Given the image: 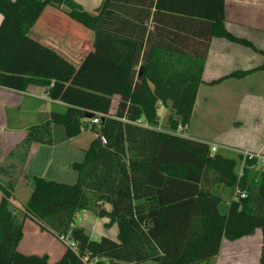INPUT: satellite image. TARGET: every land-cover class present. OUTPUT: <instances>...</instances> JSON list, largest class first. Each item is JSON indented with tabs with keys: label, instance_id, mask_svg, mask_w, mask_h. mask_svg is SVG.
I'll return each instance as SVG.
<instances>
[{
	"label": "trees",
	"instance_id": "1",
	"mask_svg": "<svg viewBox=\"0 0 264 264\" xmlns=\"http://www.w3.org/2000/svg\"><path fill=\"white\" fill-rule=\"evenodd\" d=\"M225 16V0H102L93 13L74 0H0V87L25 92L36 84L66 104H53L48 121L30 126L22 144L52 145L54 126L63 127L66 140L87 124L95 134L83 160L69 167L77 175L72 185L34 177L18 209L13 175L0 181V264H48L46 256L17 250L28 219L75 247L63 244L55 264H210L224 240L237 242L256 231L264 264V163L241 153H212L207 143L158 129L159 106L169 111L170 132L190 123L213 38L258 52L226 30ZM46 30L52 32L38 42ZM112 41L119 59L117 52L106 55ZM124 46L130 57L122 68ZM258 71L264 64L212 84ZM60 83L73 99L59 97ZM108 88L119 94L112 113L98 104L103 97L92 95ZM92 97L96 104L84 101ZM101 117L102 125L92 123ZM8 171L0 168V175ZM85 211L116 225V239L92 240L75 226Z\"/></svg>",
	"mask_w": 264,
	"mask_h": 264
},
{
	"label": "crops",
	"instance_id": "2",
	"mask_svg": "<svg viewBox=\"0 0 264 264\" xmlns=\"http://www.w3.org/2000/svg\"><path fill=\"white\" fill-rule=\"evenodd\" d=\"M74 1L90 13H93L102 2V0ZM225 11L226 30L234 37L250 42L258 52L223 38H213L191 119H194L195 115L200 116L206 113L216 115L219 110L228 113L226 117L230 119L229 125H233L228 131L232 132L233 136L229 139L221 133L214 137L210 146H215L217 150L225 151L224 153L228 152L229 155L249 152V154L259 155L260 159L264 161V142L258 140L260 137L264 139V78L248 79L259 76L258 74L264 73V71L255 72L242 79H223L219 83L212 84L234 72L253 70L264 64V56L259 54V52H264V0H225ZM1 22L2 18L0 17V25ZM51 32V30L41 31V36L37 41L43 43L45 39L42 36L49 35ZM44 102H50V109L53 104L66 106L62 102L50 99L46 89L36 84L29 85L25 92L0 87V168L9 169L8 174L0 175V181L3 184L8 182L7 176L13 175L17 184L15 187L22 184L28 186L29 178L31 181L34 177L43 178L52 169L53 164V172L56 175H61L73 172L69 168L70 165L83 160L85 150L74 144L71 147H61L60 149H57L54 144L50 146L35 144L25 146L22 144L26 130L39 123L37 118L29 119L24 123L25 119L21 113H33L36 104L41 105ZM112 112L113 110L110 111V113ZM157 113L160 116V114H169V111L159 106ZM204 116L206 120L207 115H201L200 118ZM190 128L191 121L184 137L205 143L197 138V135L188 136L187 132ZM76 138L68 141L73 142ZM81 152L83 157L80 155ZM74 174L77 179L76 173ZM69 179L76 182L73 177L72 180L71 177ZM105 209L109 210V207L105 206ZM86 224L91 229L88 230ZM108 224L107 218H98L91 211L78 214L75 222V226L83 228L91 239L96 241L102 237L116 239V225L108 226ZM256 232L259 235L257 240L261 249V233ZM17 250L25 256H46L48 264H55L63 256L65 246L48 233L41 231L36 223L28 219L24 221L23 236Z\"/></svg>",
	"mask_w": 264,
	"mask_h": 264
},
{
	"label": "rangeland",
	"instance_id": "3",
	"mask_svg": "<svg viewBox=\"0 0 264 264\" xmlns=\"http://www.w3.org/2000/svg\"><path fill=\"white\" fill-rule=\"evenodd\" d=\"M73 26L70 27H74V29H78L79 31H84V33H88V35H91L93 37L97 36L96 34L92 33V32H88L86 30H83V28L77 24H72ZM90 36V37H91ZM90 39L91 41V45L94 47L95 43H97V41L95 40V38ZM125 45H128V43L124 42ZM107 47V51H106V55L109 57L108 54L110 53H114L117 52L118 53V59H119V50L116 46V43L112 41V43L107 42L106 43ZM96 49V48H95ZM94 49V50H95ZM54 52H59L58 49L56 47H54ZM105 55V54H104ZM130 57V53L129 50L127 49V46H124L122 54H121V63H119V61H117V63H119V65L122 68H125L127 66V61L129 60ZM89 58H85L84 60H82L81 64H83L84 62L89 61ZM103 60L104 57H102ZM109 60V59H106ZM80 69L82 70V67H80ZM78 70V69H76ZM120 73H123V71L121 69H119ZM259 76H254V77H250L248 78L250 79H255L257 80V77L259 78H264V73H259ZM83 79H87L85 76ZM64 86V89H63ZM118 86V84H117ZM116 86V87H117ZM68 87L67 84H63L60 83L59 85V89L57 91V94L59 95V97L64 98V100L67 99H73V97L71 96V94H69V92H66V88ZM256 87V86H255ZM73 89H77L75 87H73ZM42 92V89H41ZM90 94V93H88ZM92 95L96 98L102 99L101 97H103L102 100H99V105L101 107L107 108L110 113L111 110H114L115 106L118 103L119 100V94H114L111 91L109 92V88H108V93L104 94L103 96L101 95H97V94H93ZM76 99H78L76 97ZM93 97L90 99H83L85 102H88L89 105L91 104H96L97 102L95 100H92ZM60 102V101H59ZM35 108V106H34ZM49 110H50V102H44L41 105L36 104V108L34 110L33 113H29V112H22L21 115L24 117L25 120H23V122L25 123L26 121H28L29 119H33V118H37V122L39 124L45 123L48 121V117H49ZM33 111V110H32ZM226 112L219 110L217 112V114H213L210 115L209 113L206 114H201V115H207V119L205 120V116L200 118V116L195 115L194 119H191V128L190 130L187 132L188 136H194L197 135V138L205 141V143H207L209 146L210 144L213 143L214 137L218 136L219 134H225L224 137L226 138H231L232 132H229L228 130L231 129L233 125H229V117H226ZM168 113H166L165 115H161L160 114V127H158L159 130L163 131V132H168L170 133V130L168 128H166V121L168 118ZM194 117V116H193ZM210 119V120H209ZM227 132H224V131ZM53 144L55 147H57V149H60L61 147L63 148H68L73 146V144L76 147H79L83 150H87L89 148V145L92 141V139L95 137V134L91 131V124H87L83 129L82 132L80 134V136H78L76 138L75 141H68L65 138V131L63 129L62 126H54L53 127ZM260 142H264V139H262L261 137L258 139ZM211 147V146H210ZM217 149V147H216ZM218 151H222V150H218ZM82 153V152H81ZM81 157H83V153L81 154ZM249 153V152H248ZM229 154V153H228ZM232 154V153H231ZM243 154V153H241ZM224 155H226V153H224ZM54 165V164H53ZM53 165H52V169L46 173V175H44L43 178H45L46 180H51V181H56L59 183H63V184H74L75 181L72 180L75 178L76 180V176L73 172H67V173H62L61 175H56L53 171ZM259 170L264 171V164H261L259 166ZM28 174V173H27ZM71 180L70 181V178ZM14 180L15 185L16 184V180ZM27 185L22 184L18 187H15L14 189V199H15V203H13V205L16 208H21L26 201L28 200L32 190H33V184L31 181V178H29L27 180ZM220 212H224L225 211V205L222 204L220 205ZM76 222V221H75ZM88 230L91 229V227H89L88 224H86ZM94 229V227H93ZM258 232H255L252 236L243 238L237 242H223L222 247H221V251H220V255L218 257V259H214L210 264H259L258 262V258H259V241L257 240L258 237ZM146 264H155L153 262L150 263H146Z\"/></svg>",
	"mask_w": 264,
	"mask_h": 264
},
{
	"label": "built area",
	"instance_id": "4",
	"mask_svg": "<svg viewBox=\"0 0 264 264\" xmlns=\"http://www.w3.org/2000/svg\"><path fill=\"white\" fill-rule=\"evenodd\" d=\"M100 120L97 118V119H94L92 121L93 124H99ZM188 129V125H184V126H179L178 129L175 131V132H170V134H173V135H176V136H181V137H184V134L185 132L187 131ZM101 142L104 143V139L101 137ZM210 150L212 153H215L217 151L216 147L215 146H211L210 147ZM244 157H248L249 159L250 158H256L258 159L261 163H264V161H262L259 157V155H254V154H249V153H243L242 154ZM242 197H244V195L242 194L241 195ZM62 242L65 246H69L70 248H72L73 250L75 249V247L71 244V242L68 240V239H62Z\"/></svg>",
	"mask_w": 264,
	"mask_h": 264
},
{
	"label": "water",
	"instance_id": "5",
	"mask_svg": "<svg viewBox=\"0 0 264 264\" xmlns=\"http://www.w3.org/2000/svg\"><path fill=\"white\" fill-rule=\"evenodd\" d=\"M85 118H86L87 120H90V119H92V115L87 114V115L85 116ZM103 122H104V117H101V119H100V125H102Z\"/></svg>",
	"mask_w": 264,
	"mask_h": 264
}]
</instances>
